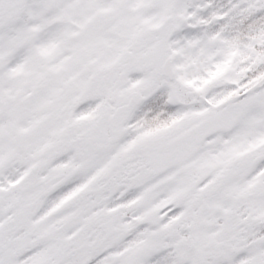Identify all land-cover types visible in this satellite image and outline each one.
Here are the masks:
<instances>
[{
    "label": "snow or ice",
    "instance_id": "obj_1",
    "mask_svg": "<svg viewBox=\"0 0 264 264\" xmlns=\"http://www.w3.org/2000/svg\"><path fill=\"white\" fill-rule=\"evenodd\" d=\"M0 264H264V0H0Z\"/></svg>",
    "mask_w": 264,
    "mask_h": 264
}]
</instances>
